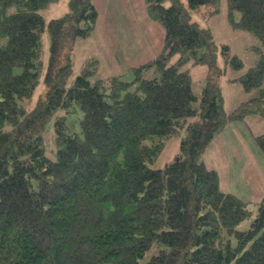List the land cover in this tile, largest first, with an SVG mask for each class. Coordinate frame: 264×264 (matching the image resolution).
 I'll return each instance as SVG.
<instances>
[{
    "label": "trees",
    "instance_id": "16d2710c",
    "mask_svg": "<svg viewBox=\"0 0 264 264\" xmlns=\"http://www.w3.org/2000/svg\"><path fill=\"white\" fill-rule=\"evenodd\" d=\"M57 2L0 0V264H264V196L239 229L250 202L224 191L204 158L230 123L264 119V0H227L230 26L259 40L256 63L231 80L258 93L231 111L219 52L231 70L244 63L193 21L215 16L221 0H144L163 44L132 80L101 77L100 56L75 71L74 47L96 30L98 4L69 0L47 21ZM190 62L211 69L200 97L182 69ZM184 131L174 160L152 168ZM255 139L264 152V132Z\"/></svg>",
    "mask_w": 264,
    "mask_h": 264
},
{
    "label": "rangeland",
    "instance_id": "374dc122",
    "mask_svg": "<svg viewBox=\"0 0 264 264\" xmlns=\"http://www.w3.org/2000/svg\"><path fill=\"white\" fill-rule=\"evenodd\" d=\"M98 4L99 23L93 35L80 40L74 47L73 59L75 71H79L84 61L92 56H100L101 77L124 75L132 80L131 68L153 58L163 44L164 30L157 22L145 13L144 0H94ZM69 0H58L45 10L47 21L64 15L68 11ZM12 9L11 11H13ZM238 18V16H237ZM193 21L200 26L210 28L219 47L229 45L244 63L242 70H231L226 66L224 57L219 52L218 65L225 72L219 78L225 108L233 110L241 102L255 96L258 91L247 92L238 81H231L243 74L257 61L259 40L250 32L233 29L228 22L227 0H221V10L211 18L203 14H193ZM51 35L48 31L43 35L45 61L48 60ZM113 53L114 58L110 57ZM190 71L193 91L201 96L207 81L212 77L211 69L206 64L188 63L182 68ZM153 71L147 76H154ZM54 120L46 124L47 145L54 147ZM264 132V119L259 115H250L245 121L232 122L225 127L207 148L204 158L210 168H215L220 175L221 188L231 192L243 200L250 202L251 217L244 220L239 229L250 228L255 218L259 203L264 196V152L258 146L256 135ZM187 132L169 139L152 168H164L173 161L180 152L181 141ZM53 156V155H51ZM55 159V156L53 157ZM150 253L142 259L144 263Z\"/></svg>",
    "mask_w": 264,
    "mask_h": 264
},
{
    "label": "crops",
    "instance_id": "0c3cea01",
    "mask_svg": "<svg viewBox=\"0 0 264 264\" xmlns=\"http://www.w3.org/2000/svg\"><path fill=\"white\" fill-rule=\"evenodd\" d=\"M232 123H230L229 125H231ZM206 164H207V162H206ZM217 170V169H216Z\"/></svg>",
    "mask_w": 264,
    "mask_h": 264
}]
</instances>
